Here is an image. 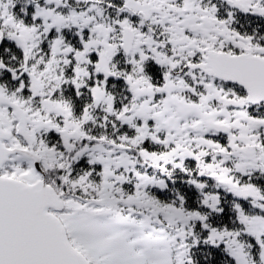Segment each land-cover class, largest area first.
<instances>
[{"label": "snow or ice", "instance_id": "obj_1", "mask_svg": "<svg viewBox=\"0 0 264 264\" xmlns=\"http://www.w3.org/2000/svg\"><path fill=\"white\" fill-rule=\"evenodd\" d=\"M0 264H264V0H0Z\"/></svg>", "mask_w": 264, "mask_h": 264}]
</instances>
